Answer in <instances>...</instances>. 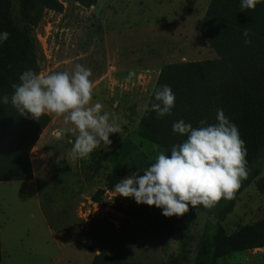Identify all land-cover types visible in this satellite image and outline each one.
I'll list each match as a JSON object with an SVG mask.
<instances>
[{
    "label": "rangeland",
    "instance_id": "obj_1",
    "mask_svg": "<svg viewBox=\"0 0 264 264\" xmlns=\"http://www.w3.org/2000/svg\"><path fill=\"white\" fill-rule=\"evenodd\" d=\"M58 1L62 11L44 10L35 25L21 19L19 0H9V7L14 23L32 38L39 73H71L77 63L90 69L91 103L103 105L120 133L110 134L111 144L101 142L88 158L73 160L78 132L55 139L54 131L74 126L49 114L29 151L33 178L0 182V264H90L100 252L132 264H199L206 223L216 221L215 208L226 199L165 217L161 208L117 195L106 183L115 164L120 182L142 176L163 152L138 134L161 68L217 57L194 27L210 0H97L89 7ZM250 117L238 131L247 154L256 156L220 222L237 241L264 218V128ZM98 188L105 191L94 201ZM214 264H264V247L232 251Z\"/></svg>",
    "mask_w": 264,
    "mask_h": 264
},
{
    "label": "trees",
    "instance_id": "obj_2",
    "mask_svg": "<svg viewBox=\"0 0 264 264\" xmlns=\"http://www.w3.org/2000/svg\"><path fill=\"white\" fill-rule=\"evenodd\" d=\"M79 2L89 7L97 0ZM240 4L241 0H210L204 15L194 25L216 53V58L167 64L160 70L140 118L138 134L161 147L165 155L170 156L171 147L187 138L173 132L174 122L183 120L193 128L200 127L201 120L209 125L216 124L218 109H222L237 128L246 125L245 117L249 113L252 114L249 121L264 128V0L254 10L241 11ZM44 10L61 12L62 4L58 0H19L20 17L30 25L40 21ZM245 30L249 32V44L244 42ZM2 32L10 35L7 40L0 41V98L9 97L8 104L0 101V181L31 180L29 151L51 118L49 114L41 116L40 120L31 118L30 114L20 115L11 103L12 85L20 83V76L26 70L39 73V64L28 30L19 28L13 21L9 0H0ZM163 85L171 87L175 106L171 115L158 117L155 111L148 109L154 102V91ZM255 156L256 152L247 154V163ZM117 183L119 164H115L108 175L106 189L114 190ZM104 191L105 188L96 189L92 199L98 201ZM227 201L216 206V221L206 223L207 238L198 251L199 264H214L218 257L232 251L264 247V218L239 233L238 241L224 233L220 222L231 209L234 198ZM90 264L132 263L100 252L93 256Z\"/></svg>",
    "mask_w": 264,
    "mask_h": 264
},
{
    "label": "clouds",
    "instance_id": "obj_3",
    "mask_svg": "<svg viewBox=\"0 0 264 264\" xmlns=\"http://www.w3.org/2000/svg\"><path fill=\"white\" fill-rule=\"evenodd\" d=\"M261 0H241V11L255 9ZM9 33H0L5 41ZM245 43H251L248 30L243 33ZM90 69L77 63L68 71L37 73L26 70L20 83L13 84L11 103L20 115L35 120L45 114L63 116L73 128L53 132L60 140L65 133L78 132L71 149V158L86 159L103 142L111 144L110 134L120 133V126L110 114L103 112V105L92 104L93 82ZM8 104L9 97L0 98ZM175 106V94L171 87L163 85L154 91L150 111L158 117L171 115ZM216 124L200 121L193 128L183 120L174 122L173 132L186 135V140L170 149L171 155L159 152L155 162L143 170V175L123 178L114 185L117 195L133 197L137 204L155 205L165 217L183 216L189 205L206 209L215 207L221 199L231 200L247 179V149L240 138L237 126L226 118L222 109L217 110Z\"/></svg>",
    "mask_w": 264,
    "mask_h": 264
},
{
    "label": "crops",
    "instance_id": "obj_4",
    "mask_svg": "<svg viewBox=\"0 0 264 264\" xmlns=\"http://www.w3.org/2000/svg\"><path fill=\"white\" fill-rule=\"evenodd\" d=\"M0 182H2V181H0Z\"/></svg>",
    "mask_w": 264,
    "mask_h": 264
}]
</instances>
